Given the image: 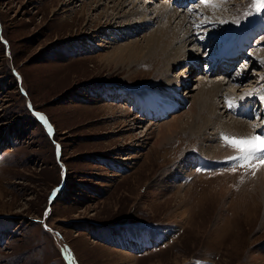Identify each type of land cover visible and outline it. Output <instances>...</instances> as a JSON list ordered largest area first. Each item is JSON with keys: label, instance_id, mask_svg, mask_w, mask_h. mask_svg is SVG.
<instances>
[{"label": "rangeland", "instance_id": "rangeland-1", "mask_svg": "<svg viewBox=\"0 0 264 264\" xmlns=\"http://www.w3.org/2000/svg\"><path fill=\"white\" fill-rule=\"evenodd\" d=\"M113 1L0 0V264H264V164L222 139L264 133V11ZM162 3L191 34L169 65L149 51ZM215 79L216 114L248 135L195 102ZM166 82L177 103L147 116L136 96Z\"/></svg>", "mask_w": 264, "mask_h": 264}, {"label": "bare ground", "instance_id": "bare-ground-1", "mask_svg": "<svg viewBox=\"0 0 264 264\" xmlns=\"http://www.w3.org/2000/svg\"><path fill=\"white\" fill-rule=\"evenodd\" d=\"M111 1H112V3L114 2L113 0H111ZM126 1L131 2L132 0H118V1H116V3H117L118 6L121 7V6L125 5ZM68 3H70V2H68ZM198 5L202 6L200 8L201 9L200 12H202L203 14H208L209 11L211 10V7H205L201 3L198 4ZM192 8H196V7H192ZM142 11H144V10H142ZM142 11L135 10V13L136 12H141L142 13ZM154 12H156L155 17L157 19H161V20L163 19L165 21V23L162 24V25L160 24L161 26L160 25L156 26V28L151 30L150 33L148 34L149 35L148 37H150L148 39L149 40V51H150V54L151 55L152 54L155 55L159 51L161 59H162V56H163V59L166 60L168 65L170 63L171 64L172 63L173 64L176 63L178 61V59H180V58H184L185 59L186 56L190 55V53L187 52V50L185 49L186 48V44L188 45L189 43H191L190 42V37H191L190 30H189V27H186L187 20H188V14L187 15L185 14L186 16L182 15V14H180L179 10H173L172 8H169V5L166 4V3H164V4L162 3L159 7L155 8ZM178 16H179V18L176 21V18ZM233 45H234V43L230 44V45H227L224 48V49H226V51L223 50L224 53L221 54L216 59H219V62H224V63L225 62L228 63L229 61L232 62L231 60L233 58L237 57L239 55V51L241 49H243L242 42L236 43V45L240 49L238 47L233 49L232 48ZM188 57H190V56H188ZM230 58H232V59H230ZM196 59H198V58H196ZM216 62H218V61L216 60ZM167 64H166V66H167ZM226 67H228V66L226 65L225 67H223L224 71H225ZM182 75L184 76V74L180 73L179 78H182ZM170 80L171 79H169L168 83L171 82ZM172 80H173V82H172L173 84H177V81H174V79H172ZM166 81H168V80H166ZM168 83L167 82L165 83L168 86H166V85H165L166 87L164 85L162 86V90L163 91H161V94H164V95L161 96V97H157V98H154L152 100V98L156 97V96L154 95V96H152L150 98L148 93L147 94H142L141 96L140 95L136 96L137 102L142 107V109L144 107H146L148 101H152V104L149 105L151 108H149L148 110L147 109H143L142 110L145 113H150V115L148 114L147 116L163 115L164 112H166L168 110V108L169 109L172 108V105H174V103L176 102V100L173 99L174 103L171 104V106L163 104V102L167 103V101H168L167 99L165 101H163L162 100L163 97L166 98V96L169 93H174L175 90L177 91L176 88L170 87ZM179 83L181 84V82H179ZM223 85H224V83L221 80H217V79L206 81V82L202 80L200 86H197V90L198 91L195 94L194 100H195L196 103H198V105L203 106L205 108V110L210 112V115L212 116V119H207L206 118V120L210 124H215L216 126L224 127L225 129L228 128L229 130H232L233 132L235 131L236 133H238L240 135H243V133L248 135V133H250L252 129L249 126L250 124H247V122L245 123V121H241V120H238V119H235V118H232V117H231L232 120H233V122H231L232 124L231 123H227V122H223V119L220 120V118L216 114L217 113L216 109H218V107H217V105H215L214 98H215V96H218V94L221 92V90L223 89ZM173 86H176V85H173ZM188 93H189V91L186 92V94H188ZM227 94L231 95V97H229L228 99H232V97L236 98V97L243 96L242 95L243 93L236 95V97H235V95H233L234 93H232V94L227 93ZM191 124H189L190 128H191Z\"/></svg>", "mask_w": 264, "mask_h": 264}, {"label": "snow or ice", "instance_id": "snow-or-ice-1", "mask_svg": "<svg viewBox=\"0 0 264 264\" xmlns=\"http://www.w3.org/2000/svg\"><path fill=\"white\" fill-rule=\"evenodd\" d=\"M200 2L205 7L218 8L220 6L219 0H200ZM252 9L254 12L264 11V0H254ZM261 98L264 99V97ZM222 139L236 150L237 155L228 157V159L239 161L240 167L252 166L253 160L264 164V133L249 137L222 135ZM233 170L235 171V168Z\"/></svg>", "mask_w": 264, "mask_h": 264}, {"label": "water", "instance_id": "water-1", "mask_svg": "<svg viewBox=\"0 0 264 264\" xmlns=\"http://www.w3.org/2000/svg\"><path fill=\"white\" fill-rule=\"evenodd\" d=\"M70 264H73L72 262H70Z\"/></svg>", "mask_w": 264, "mask_h": 264}]
</instances>
